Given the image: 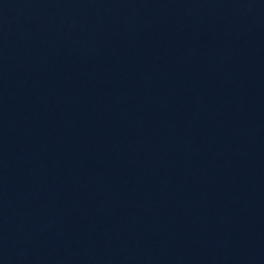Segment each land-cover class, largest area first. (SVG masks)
Masks as SVG:
<instances>
[{
    "label": "water",
    "instance_id": "1",
    "mask_svg": "<svg viewBox=\"0 0 264 264\" xmlns=\"http://www.w3.org/2000/svg\"><path fill=\"white\" fill-rule=\"evenodd\" d=\"M264 110V0H105Z\"/></svg>",
    "mask_w": 264,
    "mask_h": 264
}]
</instances>
